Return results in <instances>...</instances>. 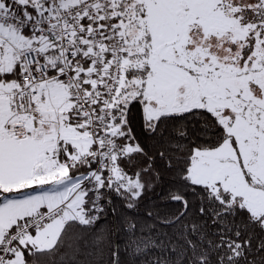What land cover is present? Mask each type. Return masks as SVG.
Listing matches in <instances>:
<instances>
[{"label":"snow or ice","instance_id":"1","mask_svg":"<svg viewBox=\"0 0 264 264\" xmlns=\"http://www.w3.org/2000/svg\"><path fill=\"white\" fill-rule=\"evenodd\" d=\"M77 228L104 264L264 253V0H0V264Z\"/></svg>","mask_w":264,"mask_h":264},{"label":"trees","instance_id":"2","mask_svg":"<svg viewBox=\"0 0 264 264\" xmlns=\"http://www.w3.org/2000/svg\"><path fill=\"white\" fill-rule=\"evenodd\" d=\"M167 194V185H158L155 190L149 194L151 201L156 204L158 209L169 213L175 212L180 205L171 201L163 200L162 197ZM101 233L94 231L81 230L79 228L69 232L65 237L64 245L58 251L54 250L40 258L37 264H66L69 260H74L76 264H104V242ZM255 241L253 242V254L249 259L254 264H261L264 260V253L255 251Z\"/></svg>","mask_w":264,"mask_h":264}]
</instances>
